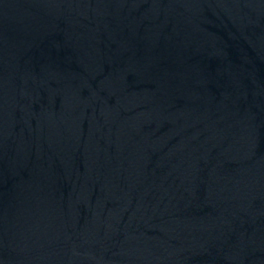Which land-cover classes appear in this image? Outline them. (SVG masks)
Here are the masks:
<instances>
[{"label":"water","instance_id":"obj_1","mask_svg":"<svg viewBox=\"0 0 264 264\" xmlns=\"http://www.w3.org/2000/svg\"><path fill=\"white\" fill-rule=\"evenodd\" d=\"M0 264H264V0H0Z\"/></svg>","mask_w":264,"mask_h":264}]
</instances>
